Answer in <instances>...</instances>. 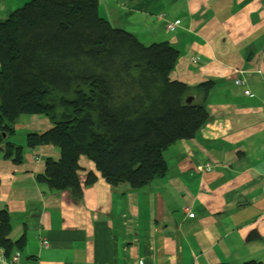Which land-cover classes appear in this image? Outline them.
<instances>
[{
    "label": "crops",
    "instance_id": "1",
    "mask_svg": "<svg viewBox=\"0 0 264 264\" xmlns=\"http://www.w3.org/2000/svg\"><path fill=\"white\" fill-rule=\"evenodd\" d=\"M27 1L0 0V18ZM98 10L145 44L177 48L172 79L212 80V117L171 144L166 174L141 188L111 186L81 157L82 181L88 171L97 179L80 200L37 179L46 159L59 157L54 145L15 138L23 162L0 153V209L10 214V237L23 241L14 264H264V0H98ZM51 127L31 115L16 132Z\"/></svg>",
    "mask_w": 264,
    "mask_h": 264
},
{
    "label": "trees",
    "instance_id": "2",
    "mask_svg": "<svg viewBox=\"0 0 264 264\" xmlns=\"http://www.w3.org/2000/svg\"><path fill=\"white\" fill-rule=\"evenodd\" d=\"M178 56L168 41L145 44L112 24L99 14L98 0L25 2L0 18V153L22 163L16 126L42 115L52 127L28 132L26 144L59 150L37 174L50 188L80 200L84 184L97 179L88 171L82 181L81 157L111 186L137 189L163 177L167 148L195 136L212 117L205 101L213 81L191 86L172 79ZM193 87L201 100L187 102ZM10 232V214L0 209V253L7 260L23 242Z\"/></svg>",
    "mask_w": 264,
    "mask_h": 264
},
{
    "label": "built area",
    "instance_id": "3",
    "mask_svg": "<svg viewBox=\"0 0 264 264\" xmlns=\"http://www.w3.org/2000/svg\"><path fill=\"white\" fill-rule=\"evenodd\" d=\"M180 21L179 20H175V21H171V22H168L167 25H166V28L169 30V31H173L175 30V28L179 25ZM195 61V59H194ZM236 84L237 85H241L243 84V80L241 79H236L235 80ZM246 95H251V92L249 89L245 90L244 92ZM184 211L186 213L189 214V216L193 217L194 216V213H192L190 211V208L189 207H184ZM19 260V256L18 254L17 255H14L12 256L11 259L7 260L5 257L2 256V253H0V264H14L15 262H17ZM139 264H144L143 262H140Z\"/></svg>",
    "mask_w": 264,
    "mask_h": 264
},
{
    "label": "water",
    "instance_id": "4",
    "mask_svg": "<svg viewBox=\"0 0 264 264\" xmlns=\"http://www.w3.org/2000/svg\"><path fill=\"white\" fill-rule=\"evenodd\" d=\"M194 99H195L194 96L188 97V98H187V102H191V101H193Z\"/></svg>",
    "mask_w": 264,
    "mask_h": 264
},
{
    "label": "rangeland",
    "instance_id": "5",
    "mask_svg": "<svg viewBox=\"0 0 264 264\" xmlns=\"http://www.w3.org/2000/svg\"><path fill=\"white\" fill-rule=\"evenodd\" d=\"M20 124V123H19ZM19 124H17V125H19ZM22 136H26V133H20V134H18V138H22ZM28 146V145H27Z\"/></svg>",
    "mask_w": 264,
    "mask_h": 264
},
{
    "label": "clouds",
    "instance_id": "6",
    "mask_svg": "<svg viewBox=\"0 0 264 264\" xmlns=\"http://www.w3.org/2000/svg\"><path fill=\"white\" fill-rule=\"evenodd\" d=\"M243 83H244V81H243ZM242 85V84H241Z\"/></svg>",
    "mask_w": 264,
    "mask_h": 264
}]
</instances>
